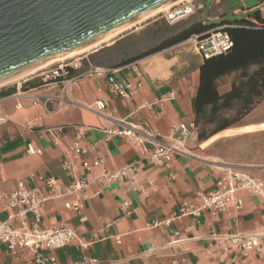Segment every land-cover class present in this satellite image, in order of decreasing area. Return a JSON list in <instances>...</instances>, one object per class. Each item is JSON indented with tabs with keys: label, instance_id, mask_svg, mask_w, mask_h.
I'll use <instances>...</instances> for the list:
<instances>
[{
	"label": "crops",
	"instance_id": "1",
	"mask_svg": "<svg viewBox=\"0 0 264 264\" xmlns=\"http://www.w3.org/2000/svg\"><path fill=\"white\" fill-rule=\"evenodd\" d=\"M201 7L204 10V3ZM256 10L264 12V0L243 10L231 9L235 14L243 12L250 20ZM228 11L223 0H214L208 15L202 11L198 20L205 24L227 20L223 16ZM153 22L135 25L128 34L81 53L70 62L69 77L73 80L66 85L43 84L37 75L0 85V114L7 117L0 124V219L7 218L3 195L19 180L33 183L32 177L54 176L64 185L72 180L63 161L74 132L57 144L42 130L81 126L92 145L90 160L101 158L110 171L128 164L132 167L116 181L101 177V168L89 172V185L80 196L82 208L67 209L64 203L70 198L46 202L43 223L49 227L69 223L76 232L68 245L56 251L60 261H74L86 253L97 257L99 264H264V199L249 191L238 193L243 200L240 210L231 207L216 218L207 212L199 219L187 216L168 226L154 225L178 211L183 199L200 190H212L229 167L264 180V138L258 137L264 133V120L247 121L204 143L191 137L185 149L174 154L170 168L149 162L128 138H107L105 129L115 125V119L146 123L166 142L172 141L173 124L194 121L204 59L186 40L122 64L164 40L148 49H125L135 36L153 29ZM120 48L122 57L117 64L103 58ZM92 66L121 68L118 80L136 87L132 99L116 94L105 76L89 73ZM98 100L105 101V110L97 111ZM144 103L150 106L141 107ZM235 133L245 135V159L223 157L209 149L220 136ZM32 139L42 147L43 155L27 154V143ZM75 164L78 173H83L79 162ZM234 233L255 234L259 244L245 254L216 237ZM85 242H89L87 250L81 246ZM35 257L32 251H11L0 241V264H38Z\"/></svg>",
	"mask_w": 264,
	"mask_h": 264
},
{
	"label": "built area",
	"instance_id": "2",
	"mask_svg": "<svg viewBox=\"0 0 264 264\" xmlns=\"http://www.w3.org/2000/svg\"><path fill=\"white\" fill-rule=\"evenodd\" d=\"M237 10L236 12H238ZM196 12L195 0H181L162 11V17L169 23L175 24ZM220 25L202 33L190 35L185 42L192 45L203 59L220 55L229 51L234 41L230 33ZM72 65L60 63L52 67L44 68L37 74L43 84L66 85L73 79L69 77ZM121 68L92 66L89 73L102 75L107 78L113 91L126 100H131L136 87L132 82H121L118 73ZM34 96V95H31ZM97 111L106 108L104 100L96 101ZM150 106L144 103L141 107ZM7 117L0 114V124L5 123ZM112 127L106 128L107 138H128L135 145L140 155L149 162L164 168H170L173 156L176 152L185 149V143L191 137L197 136L194 121H180L171 127V142L159 140L148 124H134L126 118L115 119ZM42 132L50 135L55 143H60L70 132L74 137L64 150L63 168L72 176V180L64 185L54 176L32 177L33 183L19 180L16 187L3 195L7 211V218L0 219V241L4 242L11 251H32L36 254L35 260L38 264H99V259L86 253L78 259L70 262L59 260L56 251L64 248L75 237L76 232L69 223H63L49 227L43 223V209L50 199L70 198L64 203L67 209L82 208L81 194L89 185L88 173L95 168H101L100 176L108 181L120 180L127 175L132 164L124 165L113 171L103 166L101 158L89 159L91 143L85 138L81 126L59 125L47 127ZM26 152L29 155H43L42 147L36 140L27 143ZM76 162L84 169L83 173L76 170ZM249 191L264 199V180L252 176L241 168L229 167L224 170L222 176L216 181L215 187L210 191H197L191 198L183 199L178 211L172 213L164 221L155 222L154 225H170L175 220L192 216L201 218L210 212L213 218L228 211L231 207L240 210L243 200L238 193ZM218 239H224L226 244L242 251L245 254L258 246V238L255 234H227L218 235ZM84 250L89 247V242L81 244ZM44 251L50 253L46 255Z\"/></svg>",
	"mask_w": 264,
	"mask_h": 264
},
{
	"label": "water",
	"instance_id": "3",
	"mask_svg": "<svg viewBox=\"0 0 264 264\" xmlns=\"http://www.w3.org/2000/svg\"><path fill=\"white\" fill-rule=\"evenodd\" d=\"M177 1L0 0V81L53 57L103 43Z\"/></svg>",
	"mask_w": 264,
	"mask_h": 264
},
{
	"label": "trees",
	"instance_id": "4",
	"mask_svg": "<svg viewBox=\"0 0 264 264\" xmlns=\"http://www.w3.org/2000/svg\"><path fill=\"white\" fill-rule=\"evenodd\" d=\"M252 18L210 24L193 20L157 46L128 58L122 64L182 42L194 33L227 24L224 29L232 36L233 47L225 53L204 59L200 65L194 122L200 129L199 139L205 141L237 123V119H230L226 112L236 107L238 115L244 116L264 98V12L256 10ZM233 73L238 74L237 78L228 91L221 93L218 81Z\"/></svg>",
	"mask_w": 264,
	"mask_h": 264
},
{
	"label": "rangeland",
	"instance_id": "5",
	"mask_svg": "<svg viewBox=\"0 0 264 264\" xmlns=\"http://www.w3.org/2000/svg\"><path fill=\"white\" fill-rule=\"evenodd\" d=\"M259 2H260V0H223V3L228 6V10H229L223 16V18H226L227 20H232V21L236 20V19H243V18H245V14L243 12L235 14L231 11V9L239 7L240 9L243 10V9H245V6H253L255 4H258ZM202 3H204V10L201 7ZM174 4H176V3H173L172 5H174ZM195 4H196V12L193 15H191L190 17L186 18L187 20H183V21H180V22L175 23V24H169L162 17V11H160V12H158V13H156V14H154V15H152V16L144 19V20L139 21L135 25L141 26V25H144L146 23H149V22L155 20V22H153L154 24H152L153 29L142 33L138 38H136V36H135V38H133L134 42L130 43V44L128 42V44L125 46V49H127L129 51H131V49H134V51L136 49H140V50L141 49H148L151 46H153L154 44H156L158 41L172 36L173 34L180 31V29H182L186 24L190 23L193 20H198L201 16L202 11H204L205 15L207 16L210 9L214 5V0H195ZM172 5H170V7ZM135 25H132V26L126 28L122 32L118 33L117 35L113 36L109 40H107V41H105L99 45H103L106 42H110L115 37L121 36L123 34L124 35L128 34L131 30L135 29V27H134ZM95 48H92V49H95ZM90 50H88V51H90ZM80 55H81V52L78 54H75L73 56H70L66 59L51 61V62L46 64V65L50 64L47 66V68L55 66V65H59L60 63H70V62L74 61L76 58H78ZM120 57H122V49L121 48L118 51H111V52L105 54L103 58L108 60L111 64H114V63L117 64L120 60ZM43 69L44 68L40 69L39 71H37V72H35L29 76L27 75V76L31 77V76L37 75ZM237 76H238L237 73H233V74L227 75L225 77H222L218 81L219 91L221 93L228 91L231 88V85H232L233 81L237 78ZM28 77H26V78H28ZM23 79H25V78L23 77ZM23 79L21 78V80L20 79L12 80V81L8 82L7 84L17 83L19 81H22ZM225 115L227 117H229L230 119H237V123L234 126H232L231 128H228V129H225V130H222L219 132L227 131V130L236 128L238 126H242L247 121H254V122L262 121V120H264V98L260 102L255 104L253 106V108L244 116L238 115L236 107L234 109L226 112ZM196 129H197L196 140L198 142H203L202 140L199 139L200 129H199L198 125L196 126ZM258 137L263 139L264 133L260 134ZM207 140H209V139H207ZM207 140H205L204 142H206ZM209 149L212 150V152L214 154H219L223 157H233V158L245 159V135L243 136L242 133H235V134H231V135H222L217 140H215V142L209 147Z\"/></svg>",
	"mask_w": 264,
	"mask_h": 264
},
{
	"label": "bare ground",
	"instance_id": "6",
	"mask_svg": "<svg viewBox=\"0 0 264 264\" xmlns=\"http://www.w3.org/2000/svg\"><path fill=\"white\" fill-rule=\"evenodd\" d=\"M180 1H181V0H178V1L175 2V3H178V2H180ZM170 5H172V4H169V5L163 7V8H161V9H159V10H155V11H153L152 13H150V14L144 16L143 18L139 19V21L144 20V19H146V18H148V17H150V16H152V15H154V14L160 12V11H163V10L168 9V8L170 7ZM132 25H133V24L129 25L128 27H130V26H132ZM128 27H126V28H128ZM114 35H116V34H113L111 37H113ZM109 39H110V38H106L105 41H107V40H109ZM101 43H102V42H97V43H95V44H93V45H91V46H87V47H84V48L78 49V50H76V51H71V52H69V53H66V54H63V55H59V56H57V57H53V58L48 59V60H46V61H43V62L37 63V64H35V65H32V66H30V67L24 68V69L20 70L18 73L14 74L13 76H11V77H9V78H7V79H5V80L0 81V85L3 84V83H6V82L12 81V80L20 79V78H22V77H24V76L28 77L29 75H31V74H33V73L39 71L40 69L45 68V67H47L48 65H50V64H48V65H46V64L49 63V62H51V61H56V60L66 59V58H68V57H70V56H73V55L78 54V53H80V52L82 53V52L87 51V50H89V49H91V48H93V47H96V46H98V45L101 44ZM44 65H45V66H44ZM27 75H28V76H27Z\"/></svg>",
	"mask_w": 264,
	"mask_h": 264
}]
</instances>
